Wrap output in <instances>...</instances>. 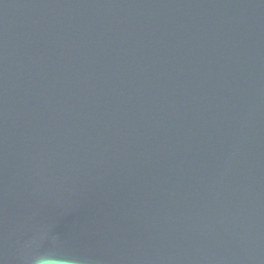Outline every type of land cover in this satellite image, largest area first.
<instances>
[{
  "label": "water",
  "instance_id": "95a60500",
  "mask_svg": "<svg viewBox=\"0 0 264 264\" xmlns=\"http://www.w3.org/2000/svg\"><path fill=\"white\" fill-rule=\"evenodd\" d=\"M264 264V0H0V264Z\"/></svg>",
  "mask_w": 264,
  "mask_h": 264
},
{
  "label": "clouds",
  "instance_id": "9594fccd",
  "mask_svg": "<svg viewBox=\"0 0 264 264\" xmlns=\"http://www.w3.org/2000/svg\"><path fill=\"white\" fill-rule=\"evenodd\" d=\"M32 264H50V260L47 257H36ZM64 264H69L68 261H64Z\"/></svg>",
  "mask_w": 264,
  "mask_h": 264
}]
</instances>
